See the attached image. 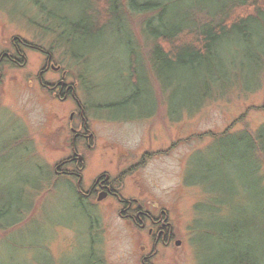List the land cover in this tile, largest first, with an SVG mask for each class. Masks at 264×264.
<instances>
[{
  "label": "rangeland",
  "instance_id": "obj_1",
  "mask_svg": "<svg viewBox=\"0 0 264 264\" xmlns=\"http://www.w3.org/2000/svg\"><path fill=\"white\" fill-rule=\"evenodd\" d=\"M21 4L0 0V56L13 54L14 44L51 51L62 71L45 77L58 83L64 76L75 89L86 108L91 147L74 141L73 128L82 131L75 101L52 99L38 84L47 57L19 47L25 49L24 66L5 63L0 77V208L11 200L27 212L17 226L0 230V264H90V252L94 264H233L236 255L264 264V185L251 168L258 162L249 144L241 141L264 126V58L259 66L235 56L245 68L235 72L234 84L201 102L199 94H187L189 79L161 82L148 59L144 17L124 22L133 47L128 34L111 32L95 44L59 47L54 36L42 39L38 9L29 5L19 14ZM64 9L66 14L71 7ZM131 49L140 52L142 74L149 78L145 98L151 108L135 109L137 119L104 108L133 92L127 80ZM73 51L85 56V85ZM240 80L251 88H242ZM225 135L235 139H220ZM70 157L85 165L86 188L102 174L117 179L127 201L168 214L174 242L146 259L153 252L147 230L119 218L115 201L84 202L77 180L57 174Z\"/></svg>",
  "mask_w": 264,
  "mask_h": 264
},
{
  "label": "trees",
  "instance_id": "obj_2",
  "mask_svg": "<svg viewBox=\"0 0 264 264\" xmlns=\"http://www.w3.org/2000/svg\"><path fill=\"white\" fill-rule=\"evenodd\" d=\"M19 1L22 2L20 8L24 9L16 12L26 14L25 8L29 9V5L36 7L39 19L43 17L40 19L44 32L42 39L54 36L59 47H83L88 42L94 43L106 37L109 32L128 34L129 47H133L132 32L124 22H129L132 17H144L141 32L146 44L152 47L148 59L161 82L181 84L189 79L191 84L187 94H199L201 102L234 84L235 72L245 68V65L237 63L235 56H242L247 62H255L259 66L264 58V0ZM206 2L216 6L212 8ZM65 6L71 7L66 14ZM14 10L12 15H16ZM29 22L31 27H36V22ZM128 52L130 74L127 80L133 92L104 108L108 113H114L115 117L120 113L121 117L137 119L133 112L135 109L145 105L151 108L149 99L145 98L149 94V78L144 76V72L142 74L144 64L140 62V52L136 49ZM72 58L81 70L83 85L87 84L82 67L85 56L73 51ZM242 85L244 89L249 87ZM216 86L218 89L215 90ZM151 113L146 112L145 116ZM227 137L235 139L227 135L220 139ZM241 141L249 144L251 155L258 162V167L253 165L251 168H255L253 171L258 173L259 181L264 185V176L260 174L264 168V126L255 137L242 135ZM6 204L0 208V230L5 233L21 223L27 212L23 213L22 208L11 200ZM92 244L94 242L89 244V252L93 249ZM90 254V264H94V253ZM257 263L254 257L236 255L233 264Z\"/></svg>",
  "mask_w": 264,
  "mask_h": 264
},
{
  "label": "flooded vegetation",
  "instance_id": "obj_3",
  "mask_svg": "<svg viewBox=\"0 0 264 264\" xmlns=\"http://www.w3.org/2000/svg\"><path fill=\"white\" fill-rule=\"evenodd\" d=\"M13 47H15L13 54L3 53L0 56V77L2 76L1 70L5 63L16 67L24 66L20 61L22 58H24L22 56L25 49L19 47L28 48L29 50L32 49V51H39L43 53L44 56L47 57V61L37 76L38 84L45 91L47 96L52 99H57L60 101H68L72 99L75 101L77 107L80 109L78 117H80L81 119L82 131L74 130L73 128V131L75 132L74 141L77 142L76 146H78L79 143H84V145L87 144V146L90 148L91 145L88 143L89 134L87 133V131L89 129L87 127V119L84 115L83 106L75 96V89L71 85L66 83V79L63 76L64 74L62 75V81L58 83H51L45 77L51 72L59 73L62 71L61 67H57L53 63V55L43 49L36 48L38 46L34 45L27 46V44H14ZM57 68L59 69L56 70ZM72 119L73 116L71 115V120ZM73 155L77 157L82 156V159L85 160V155L83 153H80L78 155V153L75 151V148H73ZM66 165L67 167H69V170L64 171ZM60 166H62L63 169ZM60 166V173H56L66 177H72L77 180V190L79 194L82 195L81 197L84 202L85 200H88L89 202H93L94 204H96V200L98 203H102L103 201H107L108 199L111 201H115L117 203L116 205H118L119 207V218L121 217V219L131 223L130 225H133L135 229H139V231L144 232L147 230L148 240L153 243V252H151V254L148 255L146 259H153V257L159 254L160 247L165 249L174 242V235L169 225V217H167L168 214L164 213L163 210L157 211L158 213H156L155 210H146V208L141 204H137L136 202H131L129 200L127 201L125 198H123L121 189L118 188L117 179L112 178L109 181L108 178H103L104 175L102 174L97 176L95 175V179L92 180V182H90L91 184H89L86 188L85 183H83V176L81 174L83 170L85 173L86 168L85 165H82L83 168L81 167V164L77 161V158L70 157ZM102 193L106 194V196L104 197L103 201L99 202L98 198ZM82 205L83 207L85 206V204L83 203ZM86 214L89 215L88 212H86ZM144 264L151 263L144 262Z\"/></svg>",
  "mask_w": 264,
  "mask_h": 264
},
{
  "label": "water",
  "instance_id": "obj_4",
  "mask_svg": "<svg viewBox=\"0 0 264 264\" xmlns=\"http://www.w3.org/2000/svg\"><path fill=\"white\" fill-rule=\"evenodd\" d=\"M80 159H82V157H81ZM105 196H106V194H101V196H100L98 199L101 201V200L104 199ZM176 245H177V246H180L181 243H180V242H177Z\"/></svg>",
  "mask_w": 264,
  "mask_h": 264
}]
</instances>
